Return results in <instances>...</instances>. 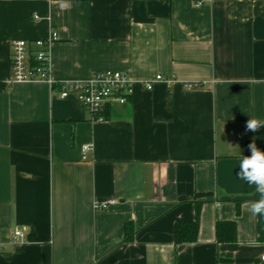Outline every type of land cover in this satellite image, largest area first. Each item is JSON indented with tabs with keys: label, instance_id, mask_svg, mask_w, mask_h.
Returning <instances> with one entry per match:
<instances>
[{
	"label": "crops",
	"instance_id": "1",
	"mask_svg": "<svg viewBox=\"0 0 264 264\" xmlns=\"http://www.w3.org/2000/svg\"><path fill=\"white\" fill-rule=\"evenodd\" d=\"M50 32L51 84H8L10 43ZM104 71L135 83L107 119L58 97ZM157 75L170 83L145 90ZM250 117L264 0H0V264H264L259 195L238 178L249 143L264 151Z\"/></svg>",
	"mask_w": 264,
	"mask_h": 264
},
{
	"label": "built area",
	"instance_id": "2",
	"mask_svg": "<svg viewBox=\"0 0 264 264\" xmlns=\"http://www.w3.org/2000/svg\"><path fill=\"white\" fill-rule=\"evenodd\" d=\"M57 40V34L50 32L47 40H37L30 44L27 41H13L10 43V75L7 83H48L50 72L49 45ZM163 82L169 84L157 75L153 81L143 84L145 90H152L153 83ZM134 81L128 74L117 71H104L94 73L87 81L68 82L59 85L60 99L73 96L85 109H87L94 121H102L101 113L113 105L122 106L132 96ZM187 85V88H193ZM90 145L82 148L85 155L91 150ZM114 201L96 204L97 210H106L114 205ZM20 231L14 232V238L21 237ZM264 262V255L261 256Z\"/></svg>",
	"mask_w": 264,
	"mask_h": 264
},
{
	"label": "clouds",
	"instance_id": "3",
	"mask_svg": "<svg viewBox=\"0 0 264 264\" xmlns=\"http://www.w3.org/2000/svg\"><path fill=\"white\" fill-rule=\"evenodd\" d=\"M264 128V119L252 118L246 122V131L256 132ZM250 155H241L238 178L255 187L259 199L252 202L249 211L256 217L264 218V151L257 147L255 139L248 145Z\"/></svg>",
	"mask_w": 264,
	"mask_h": 264
},
{
	"label": "trees",
	"instance_id": "4",
	"mask_svg": "<svg viewBox=\"0 0 264 264\" xmlns=\"http://www.w3.org/2000/svg\"><path fill=\"white\" fill-rule=\"evenodd\" d=\"M106 114H107V110H104L101 113L103 120L107 119ZM250 154H251L250 150L248 149V146H247L245 156H248ZM197 233H198V223L196 220L191 224L177 225L175 228V234H174L175 242L177 244L193 243L197 239ZM129 235H130V233L127 232L126 236L129 237Z\"/></svg>",
	"mask_w": 264,
	"mask_h": 264
}]
</instances>
